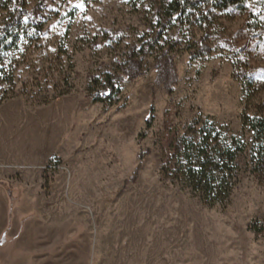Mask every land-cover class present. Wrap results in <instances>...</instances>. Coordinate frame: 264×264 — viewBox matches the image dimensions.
Masks as SVG:
<instances>
[{
  "label": "rangeland",
  "instance_id": "rangeland-1",
  "mask_svg": "<svg viewBox=\"0 0 264 264\" xmlns=\"http://www.w3.org/2000/svg\"><path fill=\"white\" fill-rule=\"evenodd\" d=\"M167 1L46 0L42 26L24 21L0 54V264H96L109 250L142 264L144 244L184 264H264V173L252 170L243 125L264 116V0H246L255 18L201 5L192 23L166 29L140 75L115 80L110 103L89 96L127 44L150 37ZM14 8L0 0V24ZM164 49L177 77L170 92L153 67ZM198 114L246 144L235 188L211 206L173 169L174 142Z\"/></svg>",
  "mask_w": 264,
  "mask_h": 264
},
{
  "label": "trees",
  "instance_id": "trees-1",
  "mask_svg": "<svg viewBox=\"0 0 264 264\" xmlns=\"http://www.w3.org/2000/svg\"><path fill=\"white\" fill-rule=\"evenodd\" d=\"M246 0H168L155 12L156 22L150 37L139 47L133 43L127 44L125 57L118 62L116 72L104 74L98 89L89 93L93 101L110 103L120 92L115 80H129L142 73V58L158 45L167 28L192 23L190 12L207 4L213 9H236L247 11L255 18L252 11L246 8ZM46 0H36L27 7L24 0H15L12 15L0 24V54L16 46L24 21L28 25L40 28L46 18ZM251 23V22H250ZM110 46L114 47L111 38ZM199 49L203 53L209 50V44L202 37ZM153 67L156 73L155 81L168 92L176 82L177 77L172 65V56L167 50H161L155 55ZM21 87V91H25ZM153 108H150L146 118V126L152 121ZM243 125L251 133L250 160L252 170L258 174L264 173V116L247 115ZM246 144L240 135L230 133L228 124L216 123L207 116L198 114L191 119L185 133L176 138L173 147L175 157L174 171L176 176L197 194L203 203L214 205L227 200L236 186L239 172L238 158L244 153ZM145 151L138 153L137 164L130 180L136 179L142 166ZM163 171H168L167 166ZM127 182V179L126 181ZM124 182V183H125Z\"/></svg>",
  "mask_w": 264,
  "mask_h": 264
},
{
  "label": "crops",
  "instance_id": "crops-1",
  "mask_svg": "<svg viewBox=\"0 0 264 264\" xmlns=\"http://www.w3.org/2000/svg\"><path fill=\"white\" fill-rule=\"evenodd\" d=\"M159 237H162L158 235ZM146 251H143L142 255L139 258V261L144 257H146L143 261L142 264H184L186 262L183 261L180 255H178L174 251H160L154 252L152 251V246L144 244L143 246ZM155 248V247H153ZM101 254V253H100ZM139 255V254H138ZM128 260H133L134 261V253H129L126 250L123 251L122 253L118 252H113V250H109L107 254L104 256L101 255L100 259L97 261L96 264H123V262ZM138 261V263H139ZM129 264V263H128ZM134 264V263H133Z\"/></svg>",
  "mask_w": 264,
  "mask_h": 264
}]
</instances>
